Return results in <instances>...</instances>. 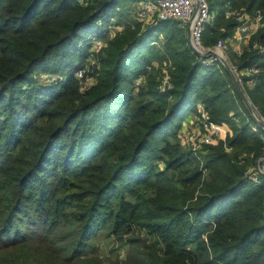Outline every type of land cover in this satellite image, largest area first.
<instances>
[{
    "label": "trees",
    "instance_id": "1",
    "mask_svg": "<svg viewBox=\"0 0 264 264\" xmlns=\"http://www.w3.org/2000/svg\"><path fill=\"white\" fill-rule=\"evenodd\" d=\"M134 1L0 0V264H264V175L249 174L264 155V129L227 68L199 62L187 27L172 19L144 30ZM209 1L221 10L207 46L234 35L227 2L264 9V0ZM111 21L125 24L113 37ZM94 34L107 44L82 90L76 73ZM250 42L264 45V27ZM230 59L264 66L255 50ZM155 61L171 63L167 92ZM245 90L264 117V73ZM198 101L232 130L200 159L178 138ZM100 230L133 235L128 260L89 256Z\"/></svg>",
    "mask_w": 264,
    "mask_h": 264
},
{
    "label": "built area",
    "instance_id": "2",
    "mask_svg": "<svg viewBox=\"0 0 264 264\" xmlns=\"http://www.w3.org/2000/svg\"><path fill=\"white\" fill-rule=\"evenodd\" d=\"M224 13L226 18H233L237 21L232 37L236 39L238 44L243 42L247 43L258 30L264 27V9H258L254 13H250L245 8H235L227 2L224 6ZM215 18L216 12L212 8L209 0H142L137 9V19L142 22H152L150 26L161 21L173 19L179 21L187 29L189 28L191 33V46L194 52L198 54L199 62L204 65H213L221 62L222 58L227 60L248 97L245 85L253 88L256 78L261 73H264V66L259 62H254L248 66L239 67L238 64L232 62L225 53L227 38L220 37L214 45H205V31L208 26L213 25ZM113 25H110L108 27L109 29H107L106 33L109 37H113L116 32L122 31L124 28L123 24L119 25L117 22H114ZM112 29L117 31L114 35L110 36ZM90 38L91 56L85 64V67L80 68L76 73V77L80 80L82 90L89 89L95 83L96 79L90 69L91 65L94 64L93 53L100 52L107 44V38L99 34H94ZM251 49L257 51L259 56L264 57V45L259 42H254L251 45ZM239 50L240 47L236 48L234 52L238 56H241L242 51ZM208 53L211 54L208 55ZM142 82L145 83L144 77L138 78L135 86L141 85ZM172 88L173 83L170 73L167 69H163V73L159 77V90L164 93ZM195 109L197 117L196 126L181 129L178 138L186 149L191 150L200 159L199 155L203 147L207 144H216L220 140H226L228 131H224L222 124L211 121L208 110L202 101L196 103ZM261 117L264 118L263 116ZM227 150L231 151L232 147H227ZM249 174L254 179H258L259 174L264 175V155L259 157L254 167L249 169Z\"/></svg>",
    "mask_w": 264,
    "mask_h": 264
},
{
    "label": "rangeland",
    "instance_id": "3",
    "mask_svg": "<svg viewBox=\"0 0 264 264\" xmlns=\"http://www.w3.org/2000/svg\"><path fill=\"white\" fill-rule=\"evenodd\" d=\"M141 2H142V0H135L132 4H130L131 6H130L129 10L131 12L130 13L131 14V17L133 19H135L138 23H140L141 24V27L144 28V30H147L148 28L156 25L157 23L150 26V24L152 22L151 23L148 22V21L147 22L146 21L142 22V21H140V20L137 19V9H138L139 3H141ZM214 10H215L216 13L221 10L219 4L215 5ZM118 23H119V25L120 24H123V26H125L124 23H120V22H118ZM113 24H114V21L113 22L111 21L106 27L108 28L110 25L114 26ZM116 31L117 30L112 29V31L110 32V36L114 35ZM160 38L161 39H164L163 38V34H160ZM244 43L245 42L237 44L235 38H233V37L227 38L225 53L229 57V59H230L231 55L234 52L233 45L234 46L239 45L241 47L239 51H242V55L244 54V52L251 51L252 50L251 49V42L250 41L247 42V44L243 45ZM93 61H95V59H93ZM235 61L237 62L238 60H235ZM153 65L155 67H158L160 69L159 74L160 73H163V69H167L169 71V68L171 67V63L170 62H168L166 64L165 63L159 64L158 61H155L153 63ZM42 77L44 79H46V80H54L55 78H57V76H55V77H51L49 79L48 78V74H43ZM143 85H144V83L142 82L141 85L136 86L135 93H137L138 89L141 88V86H143ZM248 97L250 99V96L249 95H248ZM252 106L255 109L256 114L260 117V119H262L264 121V118L261 117L260 112L254 107L253 104H252ZM254 129L257 130L256 128H254ZM77 226H79V224L74 223V226L63 229L62 235L63 236H66V237H67V235H70V234H73L74 235V232L77 229ZM135 233H136L135 235H139L142 238L146 236L145 235V231L140 232L139 229H137L135 231ZM132 239H133V235L124 236V237H120L119 238L117 236L112 235L107 230H100L99 233H97L95 237H92L91 239H89L87 241V245L88 246H87L86 249H87V252L89 253V256L90 257L98 256V257L102 258L104 261L111 260V261H120V262L122 261V262H124V261L128 260L130 254H131V251H132V247L133 246H132V244H131L130 241H132ZM149 243H151V240H149Z\"/></svg>",
    "mask_w": 264,
    "mask_h": 264
},
{
    "label": "water",
    "instance_id": "4",
    "mask_svg": "<svg viewBox=\"0 0 264 264\" xmlns=\"http://www.w3.org/2000/svg\"><path fill=\"white\" fill-rule=\"evenodd\" d=\"M187 33H188V39L191 43V33H190V29L188 28L187 29ZM211 53H208V55H210ZM221 62L222 64L227 68V70L229 71L230 73V76L232 78V81L234 83V86L237 90V92L239 93L240 97L242 98L244 104L247 106V108L249 109L252 117L254 118V120L257 122V124L262 128L264 129V121L262 119H260V117L256 114V111L255 109L253 108L252 106V102L249 101L244 89L242 88V86L240 85V83L238 82L237 78H236V75L235 73L233 72L230 64L228 63L227 60L225 59H221Z\"/></svg>",
    "mask_w": 264,
    "mask_h": 264
},
{
    "label": "crops",
    "instance_id": "5",
    "mask_svg": "<svg viewBox=\"0 0 264 264\" xmlns=\"http://www.w3.org/2000/svg\"><path fill=\"white\" fill-rule=\"evenodd\" d=\"M212 26V25H210ZM209 27V26H208ZM249 42V41H248ZM238 44V43H237ZM247 43H244L243 45H245ZM233 50H236V48H239L240 46L237 45V46H234L233 45ZM241 48V47H240ZM264 58V57H262ZM189 106V105H188ZM191 106V105H190ZM192 107V106H191ZM189 108V107H188ZM188 110V113L186 115V117L184 118L183 122H182V125H181V129H184V128H190V127H193V126H196V121H197V117H196V111L193 110L192 108L190 109H187ZM223 128H224V131L227 130L228 131V135H232V130L231 128L226 124V123H223ZM180 129V130H181Z\"/></svg>",
    "mask_w": 264,
    "mask_h": 264
}]
</instances>
